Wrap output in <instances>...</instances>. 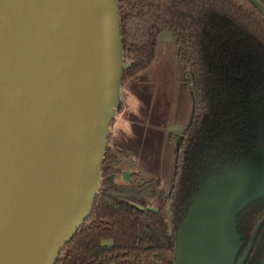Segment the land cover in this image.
Instances as JSON below:
<instances>
[{
  "label": "water",
  "instance_id": "1",
  "mask_svg": "<svg viewBox=\"0 0 264 264\" xmlns=\"http://www.w3.org/2000/svg\"><path fill=\"white\" fill-rule=\"evenodd\" d=\"M94 5L111 22L97 102L111 68L116 80L86 118L71 0H0V264H55L92 214L124 72L118 0ZM263 196L261 147L203 186L177 230L174 264H236L238 216ZM263 226L264 218L238 264L247 263Z\"/></svg>",
  "mask_w": 264,
  "mask_h": 264
},
{
  "label": "trees",
  "instance_id": "2",
  "mask_svg": "<svg viewBox=\"0 0 264 264\" xmlns=\"http://www.w3.org/2000/svg\"><path fill=\"white\" fill-rule=\"evenodd\" d=\"M118 9L122 86L153 64L158 36L170 31L194 94V116L170 196L156 177L134 175L129 185L119 184L129 143L115 145L119 155L109 135L92 214L55 264H174L177 230L203 186L264 147V15L257 7L249 0H118ZM263 216L264 196L239 214L236 264ZM260 253L257 243L246 264H258Z\"/></svg>",
  "mask_w": 264,
  "mask_h": 264
},
{
  "label": "rangeland",
  "instance_id": "3",
  "mask_svg": "<svg viewBox=\"0 0 264 264\" xmlns=\"http://www.w3.org/2000/svg\"><path fill=\"white\" fill-rule=\"evenodd\" d=\"M171 48L170 52H175L176 45ZM186 74L187 70L180 61L177 64L176 59L173 57H159L147 70L141 73L139 79L132 80L129 78L124 83L120 98L121 111L114 117L111 124V146L115 151V142H122L123 140L122 136L118 137L117 134V119L121 116L124 117L127 108L132 104L129 95H132L135 99H140L143 105L167 104V110L170 108L168 122L173 126L177 122H181L185 124L186 129L189 127V116L193 113L194 106L193 104H189L191 94L184 88V83L187 79ZM189 74L192 75L191 72ZM139 123V126H141L143 120L141 119ZM173 136L175 140L168 138L162 149L161 169L159 161L156 158L160 151V145L155 142V138L150 140V137L153 138L154 135L149 136V140L147 139L148 141L143 152V161H141V165L150 168L153 171L152 173L158 170L160 172L161 170L160 175L164 183V192H168L169 188L174 185L177 171V151L179 149L177 143L179 139L177 138V134ZM131 149V151L136 150L134 153L137 154V146L134 145ZM154 177L157 178L158 175H154ZM152 203L157 206L155 202Z\"/></svg>",
  "mask_w": 264,
  "mask_h": 264
},
{
  "label": "crops",
  "instance_id": "4",
  "mask_svg": "<svg viewBox=\"0 0 264 264\" xmlns=\"http://www.w3.org/2000/svg\"><path fill=\"white\" fill-rule=\"evenodd\" d=\"M174 45H176V50L172 53L170 52V48L172 46L174 47ZM169 56L176 59V63L179 64L176 38L170 31H163L157 39L155 61L159 57L168 58ZM184 88L191 94L189 104H193L194 106V94L187 86V81L184 83ZM129 98H131L132 104L127 108L125 116H121L117 119V134L118 137L122 136L124 141L115 142L120 146L121 144H124L125 141L129 143V150L127 151L129 155H126V157L124 155H120L117 150L115 151L122 157L121 173L117 179L118 183L122 185H129L133 181L134 175H139V179L145 181H149L154 177V173H152L153 171L150 168H146L141 165V161H143V152L147 141L149 140V136L154 135L153 138L150 137V140L155 138V142L160 145V151L156 157L157 161H159L158 163L160 167L162 149L168 138L175 140L173 135L177 134V138L179 139L177 144L180 148L186 129L184 123L177 122L176 125L173 126L168 122V118L170 117V108L167 110V104L143 105L140 99H135L132 95H129ZM193 115L194 111L189 116V124H191L193 120ZM141 119L143 120V123L139 126ZM134 145L137 146V154L134 153L136 152L135 149V151H131V148H133ZM115 149H117L116 146ZM160 172L159 170L156 171L155 175H158L157 178L161 181L163 190L164 183ZM173 186L174 185H172L167 192L169 196ZM152 208L157 211L158 206L152 205Z\"/></svg>",
  "mask_w": 264,
  "mask_h": 264
},
{
  "label": "bare ground",
  "instance_id": "5",
  "mask_svg": "<svg viewBox=\"0 0 264 264\" xmlns=\"http://www.w3.org/2000/svg\"><path fill=\"white\" fill-rule=\"evenodd\" d=\"M78 1L71 0L72 12L79 13L71 22L72 52L83 102L90 104L86 111L88 118L93 110L92 104H102L110 96L116 73L111 68V75L103 90L102 99L97 102L103 69L107 64L105 54L111 42V22L107 13L99 15L96 12L94 0H87L82 8H78ZM116 50L117 45L114 42L111 51Z\"/></svg>",
  "mask_w": 264,
  "mask_h": 264
},
{
  "label": "flooded vegetation",
  "instance_id": "6",
  "mask_svg": "<svg viewBox=\"0 0 264 264\" xmlns=\"http://www.w3.org/2000/svg\"><path fill=\"white\" fill-rule=\"evenodd\" d=\"M186 81H187V79H186ZM184 140H185V134H184V138H183V141H182L180 147L182 146ZM179 149H180V148H179ZM179 149H178V150H179ZM177 155H178V151H177ZM263 218H264V216H263ZM263 218H262V219H263ZM262 219L258 222V224L262 221ZM258 224L256 225L255 229L257 228ZM263 228H264V226L261 228V230H260V232H259V234H258V236H257V239H256V241H255V245H254V247H253V249H252V251H253L254 248H255V246H256V244L258 243V247H259V249L261 250V253H260V256H259V262H258V264H260L261 260L264 258V232H262ZM255 229L253 230V232H252V234H251V237H250V239H249V243H250V241H251V239H252V237H253V234H254V232H255ZM249 243H248V245H249ZM248 245H247V247H248ZM247 247H246V249H247ZM245 251H246V250H245ZM252 251H251V253H252ZM244 253H245V252H244ZM243 255H244V254H243ZM250 256H251V254H250ZM250 256H249V258H250ZM242 257H243V256H242ZM249 258H248V260H249ZM247 262H248V261H247Z\"/></svg>",
  "mask_w": 264,
  "mask_h": 264
}]
</instances>
